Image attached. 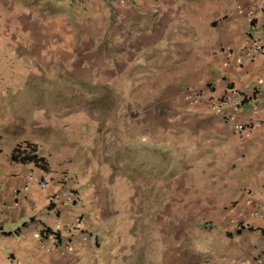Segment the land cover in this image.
Wrapping results in <instances>:
<instances>
[{"label": "crops", "instance_id": "0c3cea01", "mask_svg": "<svg viewBox=\"0 0 264 264\" xmlns=\"http://www.w3.org/2000/svg\"><path fill=\"white\" fill-rule=\"evenodd\" d=\"M118 1L136 12L120 20L129 29L116 59L133 70L116 75L129 74L132 89L140 88L129 97L146 107L130 113L133 123L117 124L112 138L106 134L101 155L124 157L123 145L139 147L132 141L140 138L159 155L150 162L164 159L149 176L165 180L152 184L154 197L155 187H163L158 209L166 210L168 223L161 264L264 258V56L247 43L250 34L264 48V0ZM188 90L198 99L187 101ZM226 91L241 101L215 112L210 99ZM69 115L72 123L76 113ZM234 123L251 125L241 140ZM31 143L44 170L12 162L17 143L0 140V264H123L130 252L115 249V202L101 199L81 177L61 173L39 148L50 144ZM65 187L70 201L59 195ZM253 211L256 217L249 216ZM54 233L66 248L54 245Z\"/></svg>", "mask_w": 264, "mask_h": 264}, {"label": "rangeland", "instance_id": "374dc122", "mask_svg": "<svg viewBox=\"0 0 264 264\" xmlns=\"http://www.w3.org/2000/svg\"><path fill=\"white\" fill-rule=\"evenodd\" d=\"M127 6L118 0H0V140L18 149L50 144L39 148L61 173L81 177L101 199L115 202V249L130 252L123 264H161L168 223L166 210L158 209L163 187H155L154 197L152 184L165 180L149 176L164 159L150 162L159 155L134 138L139 147L125 144L126 156L113 153L104 161L100 143L106 134L112 138L117 124L133 123L130 113L144 106L129 97L135 90L129 74L116 75L133 70L116 61L129 29L120 20L136 12ZM190 181L194 187L196 180Z\"/></svg>", "mask_w": 264, "mask_h": 264}, {"label": "built area", "instance_id": "2783aa9c", "mask_svg": "<svg viewBox=\"0 0 264 264\" xmlns=\"http://www.w3.org/2000/svg\"><path fill=\"white\" fill-rule=\"evenodd\" d=\"M248 16V15H247ZM247 43L250 46V49L257 55L259 56H264V48L260 45L259 41L257 40L256 37L252 35H247ZM185 99L187 101H195L198 99L200 96V93L198 92H193L191 90H188L187 93L184 94ZM241 101L240 99L236 98H231L230 93L228 91L224 92L221 96L219 97H214L210 99V107L211 109L215 110V112H222L227 106L230 105H235L238 104ZM259 125H264V120H262ZM251 128V125H240L237 123H234L232 126V133L239 139L241 140L244 135L249 131ZM45 182L41 181L39 182V186L45 187ZM60 197L63 200H72L73 194H71L70 190H68L66 187L65 189L60 191ZM250 217H256L257 212L253 211L249 213ZM54 239V245L56 247H67V244L65 242H61L59 238L57 237H52ZM249 264H264V258L262 257H255L252 259V261Z\"/></svg>", "mask_w": 264, "mask_h": 264}, {"label": "trees", "instance_id": "16d2710c", "mask_svg": "<svg viewBox=\"0 0 264 264\" xmlns=\"http://www.w3.org/2000/svg\"><path fill=\"white\" fill-rule=\"evenodd\" d=\"M10 160L12 162L18 163H33L36 167L44 170L45 169V162L42 158H39L35 155V148L34 146H30L26 144L23 148L18 149L14 148L10 154ZM47 233L48 231H43ZM54 237L57 238V234H53Z\"/></svg>", "mask_w": 264, "mask_h": 264}]
</instances>
